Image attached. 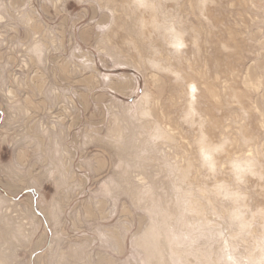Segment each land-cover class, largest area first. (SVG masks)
<instances>
[{"label": "rangeland", "instance_id": "obj_1", "mask_svg": "<svg viewBox=\"0 0 264 264\" xmlns=\"http://www.w3.org/2000/svg\"><path fill=\"white\" fill-rule=\"evenodd\" d=\"M151 2L0 0V264H264V0Z\"/></svg>", "mask_w": 264, "mask_h": 264}, {"label": "bare ground", "instance_id": "obj_2", "mask_svg": "<svg viewBox=\"0 0 264 264\" xmlns=\"http://www.w3.org/2000/svg\"><path fill=\"white\" fill-rule=\"evenodd\" d=\"M131 1V3L135 6V8H137L138 10H143L142 12L144 13L145 11H146V9L147 10H149V9H151L152 7H153V3L151 2V0H130ZM207 1V0H206ZM203 2H205V1H203ZM158 3H160V2H158ZM130 5V4H129ZM162 5V4H161ZM163 6V5H162ZM127 7H129V6H127ZM156 7V6H155ZM154 9V8H153ZM152 9V11L154 12V13H156V11H154ZM140 12V11H139ZM141 12V14H143ZM150 12H151V10H150ZM163 12V11H162ZM168 12V11H167ZM166 12V13H167ZM146 14H147V11L145 12ZM170 14V13H169ZM156 16H157V14H156ZM158 17V16H157ZM153 18V17H152ZM139 19V18H138ZM156 19V18H155ZM175 19V18H174ZM154 20V19H153ZM145 21V20H144ZM152 21V20H151ZM155 22H156V20H155ZM153 22H151V24H152ZM156 24H158L157 22H156ZM142 27H144V26H142ZM173 27H174V25H173ZM173 30V29H172ZM181 30V29H180ZM172 32H174V37H176L177 39H179V40H177V41H175V44H176V46H179V45H183V42H182V35H180V33L179 32H177V31H175V30H173ZM182 34V33H181Z\"/></svg>", "mask_w": 264, "mask_h": 264}]
</instances>
